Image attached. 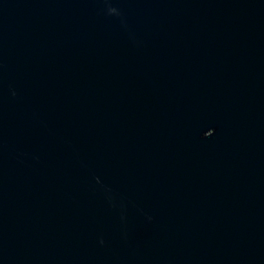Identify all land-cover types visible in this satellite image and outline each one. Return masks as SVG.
Returning a JSON list of instances; mask_svg holds the SVG:
<instances>
[{
    "label": "water",
    "instance_id": "water-1",
    "mask_svg": "<svg viewBox=\"0 0 264 264\" xmlns=\"http://www.w3.org/2000/svg\"><path fill=\"white\" fill-rule=\"evenodd\" d=\"M0 264H264V0H0Z\"/></svg>",
    "mask_w": 264,
    "mask_h": 264
}]
</instances>
